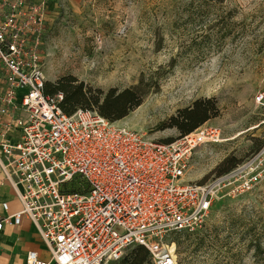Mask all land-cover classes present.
<instances>
[{"label":"built area","instance_id":"2783aa9c","mask_svg":"<svg viewBox=\"0 0 264 264\" xmlns=\"http://www.w3.org/2000/svg\"><path fill=\"white\" fill-rule=\"evenodd\" d=\"M1 7L0 164L21 209L3 216L0 234L24 218L33 223L50 259L30 252L28 264H113L132 246L145 247L153 264H177L171 233L198 231L217 200L264 180V147L206 183L186 180L197 149L221 140L218 129L163 143L94 110L67 114L63 93L45 94L46 3Z\"/></svg>","mask_w":264,"mask_h":264},{"label":"rangeland","instance_id":"374dc122","mask_svg":"<svg viewBox=\"0 0 264 264\" xmlns=\"http://www.w3.org/2000/svg\"><path fill=\"white\" fill-rule=\"evenodd\" d=\"M43 37L49 89L70 79L104 93L142 84V104L118 123L159 142L181 137L163 122L212 99L218 115L203 128L221 140L197 149L188 181L206 183L227 158L241 164L264 147V0H82L53 16ZM167 242L177 264H264V180L220 198L198 231Z\"/></svg>","mask_w":264,"mask_h":264},{"label":"trees","instance_id":"16d2710c","mask_svg":"<svg viewBox=\"0 0 264 264\" xmlns=\"http://www.w3.org/2000/svg\"><path fill=\"white\" fill-rule=\"evenodd\" d=\"M75 79H70L66 85L49 89L45 85V94H64L62 108L67 114H72L78 108L96 111L111 122H118L126 118L133 110L139 107L147 94L144 85L127 88L122 91L111 89L107 93L86 89L83 84L75 85ZM218 115V109L212 99L197 100L192 106L181 109L176 115L163 122L160 129L176 128L181 136L188 135L203 126L207 121ZM227 158L218 171L220 175L228 173L239 164L232 163ZM232 163V164H231ZM182 233V232H180ZM187 233V232H186ZM151 256L143 246H134L132 252L123 256L119 264H149Z\"/></svg>","mask_w":264,"mask_h":264},{"label":"crops","instance_id":"0c3cea01","mask_svg":"<svg viewBox=\"0 0 264 264\" xmlns=\"http://www.w3.org/2000/svg\"><path fill=\"white\" fill-rule=\"evenodd\" d=\"M0 0V17L4 15ZM29 4L39 5L46 3L45 25L55 16L65 5L77 7L82 0H27ZM17 133L9 136V140L14 142ZM0 160L5 162L4 155L0 152ZM8 205V211L4 210V205ZM21 209V203L16 196V190L6 175L0 164V220L3 216L13 214ZM30 252H37L40 260L49 261L50 253L41 241L36 227L33 223L24 218L19 226L6 225L0 234V264H28L27 258Z\"/></svg>","mask_w":264,"mask_h":264}]
</instances>
